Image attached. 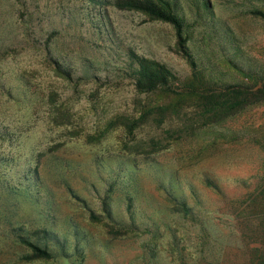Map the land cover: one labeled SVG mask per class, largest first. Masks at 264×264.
Here are the masks:
<instances>
[{
	"label": "rangeland",
	"instance_id": "obj_1",
	"mask_svg": "<svg viewBox=\"0 0 264 264\" xmlns=\"http://www.w3.org/2000/svg\"><path fill=\"white\" fill-rule=\"evenodd\" d=\"M177 1L213 80L242 78L228 60L264 69V0ZM132 52L190 74L170 24L113 0H0V264H264V103L131 129L149 98Z\"/></svg>",
	"mask_w": 264,
	"mask_h": 264
},
{
	"label": "trees",
	"instance_id": "obj_2",
	"mask_svg": "<svg viewBox=\"0 0 264 264\" xmlns=\"http://www.w3.org/2000/svg\"><path fill=\"white\" fill-rule=\"evenodd\" d=\"M113 4L118 8L139 11L150 20L170 24L175 32L177 48L190 68L189 76L186 79H180L163 62L133 52L129 55L133 87L138 94L149 96L139 103V115L132 119L131 122L134 123L129 126L131 129L150 122L163 124L175 118L181 121L183 126L190 121L188 127L197 130L206 125H216L247 107L264 103V69L262 67L257 70H247L242 63L228 60L231 71L236 72L243 79L236 82H223L218 79L213 80L212 76L199 66L188 46L186 18L177 0H113ZM250 13L264 19V6L255 7L250 10ZM190 118H196L201 123H196L198 126H194ZM182 119H186L184 123ZM161 187L164 188L168 200L173 204L174 210H172L192 218L193 207L189 205L187 195L183 191L176 194L172 188ZM189 191L192 199L198 202L195 190L190 187ZM103 211L108 217H111L113 212L111 206L106 203ZM108 232L114 233L112 229ZM75 236H78V232ZM20 237L21 242L27 244L32 250L33 258H51L56 252L22 235ZM74 249L77 250L78 246Z\"/></svg>",
	"mask_w": 264,
	"mask_h": 264
}]
</instances>
